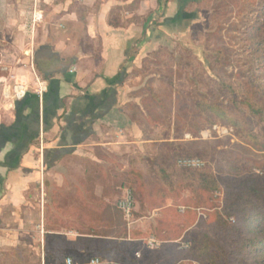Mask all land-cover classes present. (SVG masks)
Returning a JSON list of instances; mask_svg holds the SVG:
<instances>
[{
	"label": "rangeland",
	"instance_id": "obj_1",
	"mask_svg": "<svg viewBox=\"0 0 264 264\" xmlns=\"http://www.w3.org/2000/svg\"><path fill=\"white\" fill-rule=\"evenodd\" d=\"M172 1L177 4L173 14L180 17L172 23L161 16L154 23L157 42L136 69L129 68L127 76L128 85L134 90L130 94L141 98L144 113L137 121L143 142L147 143L140 149L130 146L122 156L100 155L102 163L92 167L96 177H88L96 184L94 196L85 177L74 174V159L62 160L59 167L65 185L51 194L54 209L62 212L56 219L60 231L69 234L77 228L80 233L104 238L96 239V250L83 261L75 260V264H83L95 255L103 264L264 261V251H256V244L248 246L255 235L245 227L249 222L244 218L245 206L230 209L231 196L228 197L236 182L245 177L260 176L264 186V0ZM29 2L0 0V81L8 77L6 67L26 64L20 50L18 57L10 55L25 38L23 33L30 32L29 26L20 31L16 22L10 20L19 15V6H28ZM24 44L21 43L22 51L27 52ZM31 45L29 39L28 49ZM36 52L39 55L38 49ZM36 60L42 62V58ZM47 66L38 69L43 81L53 73L44 72ZM198 99L228 110L236 127L209 123L193 107ZM212 126L231 129L232 133L223 137L214 132L201 136ZM173 143H180L189 153L181 158L205 163L203 170L218 181V190L200 195L198 203L192 202L198 191L180 190L187 182L180 183L175 192H168L160 170L166 169L174 177L190 173L174 163L178 158L174 157ZM127 188L133 191L136 203L135 223L130 227L116 209ZM244 196L248 198L247 194ZM181 207L190 213L181 214ZM147 235H154L159 241L157 250L145 249L142 240ZM182 243L187 249L181 248ZM62 246L64 249L67 245L63 242ZM66 257L63 251L62 259ZM62 259L58 264H62Z\"/></svg>",
	"mask_w": 264,
	"mask_h": 264
},
{
	"label": "crops",
	"instance_id": "obj_2",
	"mask_svg": "<svg viewBox=\"0 0 264 264\" xmlns=\"http://www.w3.org/2000/svg\"><path fill=\"white\" fill-rule=\"evenodd\" d=\"M28 1L10 21L23 31L34 4L43 13V22L33 34L24 32L26 40L21 38L10 55L18 57L20 50L26 64L6 67L8 77L0 81V264H58L63 251L74 263L94 252L96 239L104 238L77 228L69 234L60 231L56 219L62 212L54 209L51 194L65 185L59 167L62 160L74 159V174L85 177L94 196L96 184L90 179L96 177L92 167L102 163L99 156H122L130 146L140 149L147 143L137 121L144 113L141 98L130 94L134 90L127 76L157 42L154 23L161 16L172 20L177 4L172 0ZM21 43L32 54V66ZM37 49L41 54H36ZM45 65L61 68L45 79L53 87L45 101L37 102L34 76L39 77L38 69ZM13 84L28 86L24 101L12 100ZM92 259L103 264L94 256L83 264Z\"/></svg>",
	"mask_w": 264,
	"mask_h": 264
},
{
	"label": "trees",
	"instance_id": "obj_3",
	"mask_svg": "<svg viewBox=\"0 0 264 264\" xmlns=\"http://www.w3.org/2000/svg\"><path fill=\"white\" fill-rule=\"evenodd\" d=\"M179 17L180 16L177 14L172 20H170V22L173 23L177 21ZM51 86L53 87L52 82L49 84L47 83V91L42 96L41 99H39V97L35 95L37 102H39L40 100L45 101V98L47 97L51 89ZM27 96H28V93L26 94L23 100L17 101V103L24 101L27 98ZM193 107L199 114L206 116V119L211 124L222 123V124L227 125L228 123H230L231 125L236 127V123L232 121L231 113L221 106L215 105L214 103L206 102L202 99H198L194 101ZM173 146L176 150L175 151L176 153H174V157L178 158L175 160L174 163H176V161L179 159H183L181 157L185 155H189V153L184 150V148L182 147L180 143H173ZM189 171L190 173H188L185 176L180 175V176L174 177V176H171V174H168V171L166 169L160 170L161 174L165 177L164 185L168 188L169 193L175 192V189L177 187H180L178 186L180 183L187 182L184 188L180 187V190H183V189L188 190L189 188L193 192L194 190L198 191V197L196 196L192 199V202L198 203L201 198L200 195L210 194L211 192L218 190L219 183L212 176L211 173L206 172L203 169L189 170ZM231 186L232 185H230V188ZM235 186L236 188L233 190V192H230L228 194V197L231 196L230 197L231 204L229 208L235 211V209L238 206L240 205L245 206L246 215L244 216V218H247L246 220L249 221V222H246L245 227L247 228V231L249 234L253 233V235H255L254 239H251L249 241L248 246H251V245L254 246L256 244V246H254L255 247L254 249H256V251L258 252H260L261 250L264 251V186H263V179L260 176L253 175V176L240 179V181L236 182ZM126 190L129 191L134 197V193L132 190H130L129 188L125 189V191ZM244 194H247L248 198L245 197ZM134 200H135V197H134ZM194 209L202 210L201 207H196ZM135 213H136V210H135ZM135 213H134V216H135ZM188 213L190 212H187V210H185L183 215H187ZM150 236L155 237L154 235H147V238ZM94 257L100 258L98 255H95ZM257 264H264V261L258 262Z\"/></svg>",
	"mask_w": 264,
	"mask_h": 264
},
{
	"label": "built area",
	"instance_id": "obj_4",
	"mask_svg": "<svg viewBox=\"0 0 264 264\" xmlns=\"http://www.w3.org/2000/svg\"><path fill=\"white\" fill-rule=\"evenodd\" d=\"M43 13L38 10L37 8H33L30 14V20H29V30L30 33L33 34L35 28L43 22ZM26 53L29 54V64L32 66L33 65V58L32 54L30 51H27ZM34 92L35 94L39 97V99L42 98V96L46 93L47 91V83L43 80H41L38 76H34ZM28 86L19 84V85H14L13 88L11 89L10 96L12 100L14 101H21L24 99L26 94L28 93ZM8 94V92H6ZM210 132H214L217 134L219 137L223 136H230L232 133L231 129H226L222 128L219 126H212L208 132L202 133L201 136H206ZM176 166L181 169L185 170H200L205 167V163L199 159L195 158H183L179 159L176 161ZM135 200L132 194L129 191H125L123 196L121 197L120 200L116 203V209L117 211L121 214L123 222L127 225V227L132 226L135 223ZM185 211L184 208H179V212L183 214ZM199 215H203L199 213ZM143 246L147 251H155L160 247L159 241L153 237L150 236L146 239L142 240ZM187 245L183 244L181 245L182 249H187ZM136 256L139 258V254H136ZM64 264H74L72 259L66 258ZM87 264H102L99 259H92L90 260Z\"/></svg>",
	"mask_w": 264,
	"mask_h": 264
},
{
	"label": "water",
	"instance_id": "obj_5",
	"mask_svg": "<svg viewBox=\"0 0 264 264\" xmlns=\"http://www.w3.org/2000/svg\"><path fill=\"white\" fill-rule=\"evenodd\" d=\"M60 68H61L60 66H51L47 70H44V72L48 74L51 72H55L56 70H59Z\"/></svg>",
	"mask_w": 264,
	"mask_h": 264
}]
</instances>
